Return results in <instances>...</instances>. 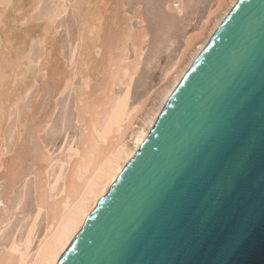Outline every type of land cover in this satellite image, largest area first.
<instances>
[{
    "label": "bare ground",
    "instance_id": "6f19581e",
    "mask_svg": "<svg viewBox=\"0 0 264 264\" xmlns=\"http://www.w3.org/2000/svg\"><path fill=\"white\" fill-rule=\"evenodd\" d=\"M50 1L53 8L37 25L32 23L31 12L41 0L0 1V264L57 262L237 2L214 0L195 25L198 7L185 16L186 0L163 1L172 21L186 17L183 21L193 26L186 28L181 47L162 73L161 89L152 99L154 88L139 95L135 87L143 65L158 57L155 51L147 54L153 32L139 6L132 15L137 19L133 25L128 15L121 16L122 20L115 12L113 17L106 16L113 0L72 1L70 7L79 15L76 43L69 64H64L59 63L54 24L64 16L65 0ZM19 21L26 23L24 28L17 27ZM34 41L44 47L37 60L31 56ZM36 82L34 101L25 106L23 120H16V137L8 149L5 128ZM69 89L74 93L75 135L66 148L51 153L40 136L52 126L57 100ZM64 121H60L62 126Z\"/></svg>",
    "mask_w": 264,
    "mask_h": 264
},
{
    "label": "water",
    "instance_id": "95a60500",
    "mask_svg": "<svg viewBox=\"0 0 264 264\" xmlns=\"http://www.w3.org/2000/svg\"><path fill=\"white\" fill-rule=\"evenodd\" d=\"M55 264H264V0H237Z\"/></svg>",
    "mask_w": 264,
    "mask_h": 264
},
{
    "label": "rangeland",
    "instance_id": "374dc122",
    "mask_svg": "<svg viewBox=\"0 0 264 264\" xmlns=\"http://www.w3.org/2000/svg\"><path fill=\"white\" fill-rule=\"evenodd\" d=\"M23 1H26V0H23ZM41 1H42V3L40 2L39 6L31 12V20H32V23L35 25L40 23L43 19V16L46 13H48L49 11H51V8H53V6H54L50 0H41ZM72 1L74 2V0H65L64 1L65 7H66L65 13H63L64 16L63 15L59 16L57 18L55 24H54V28L57 31L56 34L58 35V36L56 35V48H58V50L60 51V56H58V59H59V63L64 62V64H69V55H70L71 50H73L74 45L76 43V23H77V18L79 15L77 12L73 11L74 9L72 7H70ZM163 1L164 0H113L112 2H110V0H109L111 5H109L110 4L109 3L108 6H110L112 8L107 7L108 13H107V11L105 12V14L107 13L106 16L110 15L111 17L114 16V12H115V13H117L118 18H120L121 20H122L123 16L128 15V16H130L131 23L133 25H136L137 19L133 18L132 15L134 14V10L139 6L140 10H141L140 12L142 13V15L144 16V19L147 22V27L151 28L152 29L151 31L153 32V34H155L154 36H153V34L151 36V41L149 43L150 48H149V51L147 52V54L149 56L151 54L150 53L151 51L157 52L156 54L158 57L155 58L157 60H152L153 62L151 61L150 63L147 64V66H145L146 65V63H145V65H143V67H142L143 73L141 72L140 78L135 81V85L137 83V85L135 86L137 88L136 93H139V95L145 93L147 90H150L151 88L152 89L154 88L153 94H152L153 95L152 99L156 98L158 92L161 89L160 80L162 78V73H163L164 69L166 68V66L169 64V62L171 61V59H173L175 57V55L177 54V51L181 47V45L183 43L184 33H185V31H187L186 28L188 27V30H190L189 28H192V26H193V24L187 26V23L185 21H183L184 18H186V17H183V20H180V21L179 20L178 21H174V20L172 21V19L169 18V16L167 15V12L165 13V10L163 9L164 8ZM186 1L188 4V7H187V11L184 14L185 16L188 14L190 9H193V8L196 9V7L199 8L198 13H196V15H195L196 17H194V19H196V20L193 21V23L195 25H196V23L199 24V21H201L200 19H202L207 7L211 3L214 2V0H201L200 3L198 2V0H191V2H189V0H186ZM8 4L9 3H7V5H6L7 6L6 11H9V9H10ZM112 5L118 6V8L115 7L114 9H116V10H114ZM119 5L122 8H120ZM110 11H112V12H110ZM117 11H119V12H117ZM73 13H74V15H73ZM17 14L19 15L20 13H17ZM160 14L161 15L163 14V16H161ZM157 15L159 16V18L157 17ZM74 16H75L76 20H75ZM110 16L108 19H110ZM158 19H159V22L157 21ZM24 23H25L24 21H19L18 23H16V25H17V27L24 28L25 24H26V23L25 24ZM11 24H13V23H11ZM34 29H35V27H34ZM13 31H14L13 33H16L17 30H13ZM156 33L159 35H157ZM172 36H174L176 39L174 38V42L169 46L168 43H169V40L171 38H173ZM158 38L160 40H158ZM57 39H58V41H57ZM158 41L161 42L162 45H160V43ZM35 42H36V44H35ZM57 42L59 43V45ZM33 43L34 44H32L31 56L35 60H37V58L39 59L41 57L43 50H44V47L42 44L40 45V43H38L37 41H34ZM154 43H156V44H154ZM152 44H153V46H152ZM33 45H35V46H33ZM158 46H160V47H158ZM60 47L62 49H60ZM152 48H153V50H152ZM34 53L36 54V56H33V55H35ZM145 67H147V68H145ZM147 70H149V71H147ZM144 73H146V74H144ZM43 76H44L43 79H46V76L45 75H43ZM144 76H145V78H144ZM142 78H144V79H142ZM39 82H36L35 85L31 88L32 90L29 91L27 98H25V100L22 101V103L20 102L19 108L21 110L19 109V112L14 115L15 118L13 116L10 119V121L8 122V124L5 128V144L8 147V149H10L14 143L13 137L14 138L16 137V133L13 130V128H14L13 126L18 121L17 119H19L21 121L23 120L24 113L27 110V108L25 106H27L28 104H30L34 101L33 99H34L35 94L37 93V90L39 87ZM75 84H78V79L75 80ZM135 87L133 89H135ZM73 97H74V93L71 89H69L66 91V93L62 97H60L57 100V112H56V115H55L54 120L52 122V126L40 136L42 142L45 144V146H47V150H49L51 153H55L58 147L66 148L70 144L71 138L75 135V127H77V126L74 125L75 122L73 120V114H74L73 113L74 112L73 102H72ZM60 121H64L65 126H62L60 124ZM12 122H13V124H12ZM70 125H71V127H70ZM8 128H9V130H8ZM27 204H29V200L27 201ZM1 234H3V233H1ZM3 237H4V235H3Z\"/></svg>",
    "mask_w": 264,
    "mask_h": 264
}]
</instances>
